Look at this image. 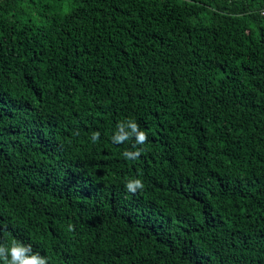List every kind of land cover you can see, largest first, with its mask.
Instances as JSON below:
<instances>
[{"label":"trees","instance_id":"obj_1","mask_svg":"<svg viewBox=\"0 0 264 264\" xmlns=\"http://www.w3.org/2000/svg\"><path fill=\"white\" fill-rule=\"evenodd\" d=\"M14 241L46 264H264V0H0Z\"/></svg>","mask_w":264,"mask_h":264},{"label":"clouds","instance_id":"obj_2","mask_svg":"<svg viewBox=\"0 0 264 264\" xmlns=\"http://www.w3.org/2000/svg\"><path fill=\"white\" fill-rule=\"evenodd\" d=\"M133 132L137 137L138 143H143L147 137L144 132L139 131L136 132V124L132 123ZM127 152L125 153V156L127 157ZM136 155H139V152L136 153ZM143 187V182L140 179H133L129 180L126 183V188L130 192H135L137 189H140ZM31 249V245L24 246L22 243L18 241H14L12 243L11 248H6L4 246H0V257H3L5 253L10 254L11 259L8 260V264H46V261L44 258H41L39 254L35 255H27L26 253ZM6 258V257H5Z\"/></svg>","mask_w":264,"mask_h":264}]
</instances>
